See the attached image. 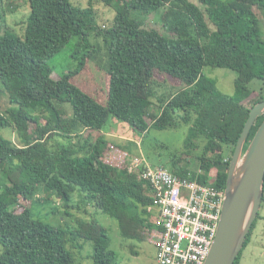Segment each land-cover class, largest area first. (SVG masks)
Here are the masks:
<instances>
[{
	"label": "trees",
	"instance_id": "obj_1",
	"mask_svg": "<svg viewBox=\"0 0 264 264\" xmlns=\"http://www.w3.org/2000/svg\"><path fill=\"white\" fill-rule=\"evenodd\" d=\"M29 3L23 37L8 30L0 35V108H6L0 109V264H75L67 246L79 239L93 242L94 264H118L108 231L99 222L78 218L76 226L65 229L34 218L30 207L21 213L14 208L45 193V204L58 196L66 216L73 217L71 204L79 191V211L91 205L118 222L125 240L149 241L147 229L154 227L148 210L154 203L151 187L129 172V160L123 167L106 162L114 149H130V154L132 149L109 144L104 137L92 142V132L103 131L111 119L128 124L141 139L151 129L188 125V138L204 143L197 156L199 170H192L186 157L173 159L169 170L225 189L250 111L264 101L260 91L252 107L245 104L256 93L251 84L264 82V32L256 13V8L264 11V0H215L207 14L190 0H89L86 8L71 0ZM98 4L116 11L111 28L98 25ZM154 14L160 15L166 34L146 26ZM93 36L105 47L109 91L104 103L72 83L101 52ZM73 40L72 58L78 64L54 80L50 61ZM207 67L238 73L234 95L219 89L217 80L205 74ZM156 74L166 79L159 82ZM169 78L177 79L180 88L159 97L156 89ZM154 99L160 102L159 112L153 111ZM57 103H70L72 115L66 117ZM263 121L264 116L257 120L245 149ZM8 128H16L22 145L4 137ZM54 137L66 138L68 144L55 150L50 144ZM76 138L79 144L73 142ZM260 218L261 213L244 249Z\"/></svg>",
	"mask_w": 264,
	"mask_h": 264
},
{
	"label": "rangeland",
	"instance_id": "obj_2",
	"mask_svg": "<svg viewBox=\"0 0 264 264\" xmlns=\"http://www.w3.org/2000/svg\"><path fill=\"white\" fill-rule=\"evenodd\" d=\"M190 1L200 6L204 10L205 14L213 9L215 3V0L207 1V3L200 2L199 0ZM71 2L74 5L81 6L83 8L89 7V0H71ZM95 10L98 15V25L102 28H107L108 26L111 28L113 20L116 16V11L113 8L106 7L102 4L95 5ZM0 13L3 16L0 18V35H3L8 30L15 35L23 37L25 33L26 21L30 14L29 0H4L3 3L0 4ZM256 13L261 18V24L264 32V11L256 8ZM146 26L151 29H156L161 33H167L162 26L160 15L154 14L148 17L146 19ZM91 40L94 44L100 45V48H102L101 52L99 53L98 58L88 60L83 72L74 77L72 79V83L78 85L84 92H87L94 98H97L100 102L104 103L107 99L109 91V82L107 79V72L105 70V47L101 38L93 36L91 37ZM76 42L77 41L73 40V42L67 46L65 51L58 54L50 61L51 66L54 68V80H59L64 73H68L70 70H75L78 61L73 60L72 51ZM148 73L149 72L147 70V75L142 80V92H144L145 83H147L149 78ZM205 74L217 80L219 89L223 93L227 95H234L235 82L238 78L237 72L223 68L207 67L205 68ZM155 76H157L159 82L166 79L160 74H156ZM173 79L169 78V82L165 87L156 89L159 97L163 94L176 92L178 88H180V82L175 78ZM251 85L256 93H254V97L245 102V104L250 107L253 106L254 102L259 97L260 91L264 96L263 81L255 80ZM4 101L7 102V99ZM153 102V111H161L158 99H154ZM56 105L59 109L67 113L66 117L68 118L71 116L69 114L73 113V107L70 103H57ZM4 110H6V108L2 111ZM114 122L121 124L122 129L120 132H114L111 130ZM149 122L152 123L150 119ZM32 128L34 129L35 126L32 125ZM188 131L189 126L182 123L179 128L174 129H151L148 135L141 139L134 135L128 124L120 122L116 119H111L108 126L101 131L102 134L100 131H96L92 132V135L94 133L99 138L105 137L110 140V138L106 135V133L110 132L114 136H117L111 139L116 140L120 143V145H124L128 148L130 147L132 149V155L141 156L142 154L152 166H164L165 168L170 169L168 164L173 159L186 157L187 160L191 161V169L198 171L199 162L197 160V156L201 154L204 143L201 141L199 142L198 140L191 141L188 138ZM82 133L89 136V134L85 133V131H82ZM3 135L7 139L14 141L16 144L22 145L16 132V128L3 130ZM122 135L127 138H132V144H130L131 142H127L130 141L129 139H127V141L120 140L118 137ZM67 140L68 139L66 138L61 139L54 137L50 140V144L55 150H57L58 146H65L66 143L68 144ZM79 140L80 139L76 138L73 142H78L77 144H79ZM95 140L97 139L93 138L92 142ZM129 150L130 149H127V152H130ZM2 189L3 188L0 187V193ZM46 196L47 195L45 193H40V195L37 196V198H34L32 202L21 200L19 206L15 207L14 210L17 213H21L25 207H30L34 218L44 223L56 227H63L65 229H70L76 226V220L78 218L95 220L107 229L110 237V248L118 254V264H159L157 261V249L154 244L149 241L137 242L133 240H125L120 232L118 222L109 217L107 214L97 211L91 205H87L86 208L83 206L87 211L86 214L84 213V208L79 211L78 204H81L79 191L75 193L74 202L71 204L74 206V209L71 210V213L74 214L73 217L66 216V207L60 197L53 196L50 200V204H45L44 199H46ZM53 208H56V213H53ZM260 213L261 218L259 219L253 232L251 242L243 251L240 264H264V204ZM153 217L154 213L150 212V218L152 219ZM67 248L72 253L75 259V264H94L93 242L79 239L74 243H69ZM3 252L4 247L0 243V255Z\"/></svg>",
	"mask_w": 264,
	"mask_h": 264
},
{
	"label": "built area",
	"instance_id": "obj_3",
	"mask_svg": "<svg viewBox=\"0 0 264 264\" xmlns=\"http://www.w3.org/2000/svg\"><path fill=\"white\" fill-rule=\"evenodd\" d=\"M137 173L152 189L154 227L147 229L157 249L159 264H205L217 235L225 200V189L180 178L164 166H152L145 157L114 149L108 164ZM215 177V173L210 175Z\"/></svg>",
	"mask_w": 264,
	"mask_h": 264
},
{
	"label": "water",
	"instance_id": "obj_4",
	"mask_svg": "<svg viewBox=\"0 0 264 264\" xmlns=\"http://www.w3.org/2000/svg\"><path fill=\"white\" fill-rule=\"evenodd\" d=\"M263 116L264 101L251 109L231 158L220 225L205 264H235L259 217L264 198V121L245 146Z\"/></svg>",
	"mask_w": 264,
	"mask_h": 264
},
{
	"label": "crops",
	"instance_id": "obj_5",
	"mask_svg": "<svg viewBox=\"0 0 264 264\" xmlns=\"http://www.w3.org/2000/svg\"><path fill=\"white\" fill-rule=\"evenodd\" d=\"M69 115H72V114H69ZM122 128H121V124H119V123H117V122H114V125L111 127V130H113L114 132H120V130H121ZM94 132H96V131H94ZM100 133H101V131H100ZM102 134V133H101ZM106 135L110 138V140L109 139H107V138H105L107 141H109V144H112V143H115V144H120L119 142H117L116 140H113V139H111V138H113V137H117V136H114L113 134H111L110 132H108V133H106ZM125 136H126V134H125ZM92 137L93 138H96V139H99V137L97 136V135H95L94 133H93V135H92ZM120 140H123V141H127V139H129L130 141H127V142H131L133 139L132 138H127V137H124L123 135L122 136H120V137H118ZM125 138V139H124ZM126 142V143H127ZM125 143V144H126ZM132 143V142H131ZM130 146V145H129ZM131 146H133V145H131ZM130 148V147H129Z\"/></svg>",
	"mask_w": 264,
	"mask_h": 264
}]
</instances>
